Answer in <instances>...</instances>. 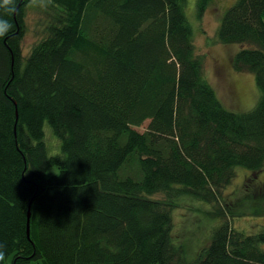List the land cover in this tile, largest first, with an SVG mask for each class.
<instances>
[{
  "label": "trees",
  "instance_id": "trees-1",
  "mask_svg": "<svg viewBox=\"0 0 264 264\" xmlns=\"http://www.w3.org/2000/svg\"><path fill=\"white\" fill-rule=\"evenodd\" d=\"M32 1L0 8L13 26L0 38V264H264V231L235 230L220 201L236 168H264V0H236L216 34L243 46L232 65L254 75L243 113L204 79L186 0H47L24 56ZM211 2L197 0L198 19ZM183 197L222 221L194 261L171 237Z\"/></svg>",
  "mask_w": 264,
  "mask_h": 264
},
{
  "label": "rangeland",
  "instance_id": "rangeland-1",
  "mask_svg": "<svg viewBox=\"0 0 264 264\" xmlns=\"http://www.w3.org/2000/svg\"><path fill=\"white\" fill-rule=\"evenodd\" d=\"M46 1L33 0L26 8L25 33L21 42L24 56L44 34L43 9ZM235 1L212 0L202 18L198 19L195 10L197 0H186L184 12L193 31L195 52L203 59L204 79L212 86L227 110L243 113L252 110L259 98L254 75L248 71H237L232 65L233 57L243 46L224 45L219 43L216 37L223 15ZM147 125L146 122L134 129L142 133ZM43 132L47 154L59 155L60 142L46 123L43 125ZM234 172L235 176L230 184L221 191V208L226 204L231 212V215H226L224 218L231 227L245 235L262 232L264 231V168L256 174L242 168H236ZM57 173L58 169L52 167L47 171L46 176ZM151 198L163 200L165 196L156 194ZM216 208L217 206L184 197L175 200V205L171 209L172 242L184 248L188 261H194L198 257L201 250L209 244L212 232L221 225V220L208 215V212L215 211ZM256 210L263 213L255 216L252 213Z\"/></svg>",
  "mask_w": 264,
  "mask_h": 264
},
{
  "label": "clouds",
  "instance_id": "clouds-1",
  "mask_svg": "<svg viewBox=\"0 0 264 264\" xmlns=\"http://www.w3.org/2000/svg\"><path fill=\"white\" fill-rule=\"evenodd\" d=\"M12 3V0H0V8H6L9 12L12 11V9L8 8V6ZM13 26L9 22V20L0 17V38L7 37L10 32L12 31ZM4 252L0 250V262L4 261Z\"/></svg>",
  "mask_w": 264,
  "mask_h": 264
},
{
  "label": "water",
  "instance_id": "water-1",
  "mask_svg": "<svg viewBox=\"0 0 264 264\" xmlns=\"http://www.w3.org/2000/svg\"><path fill=\"white\" fill-rule=\"evenodd\" d=\"M29 218H30V211L28 210V213H27V230H26L27 238H29Z\"/></svg>",
  "mask_w": 264,
  "mask_h": 264
}]
</instances>
